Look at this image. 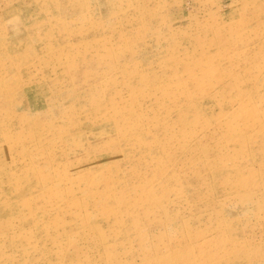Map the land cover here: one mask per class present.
<instances>
[{
  "label": "rangeland",
  "instance_id": "374dc122",
  "mask_svg": "<svg viewBox=\"0 0 264 264\" xmlns=\"http://www.w3.org/2000/svg\"><path fill=\"white\" fill-rule=\"evenodd\" d=\"M0 264H264V0H0Z\"/></svg>",
  "mask_w": 264,
  "mask_h": 264
},
{
  "label": "bare ground",
  "instance_id": "6f19581e",
  "mask_svg": "<svg viewBox=\"0 0 264 264\" xmlns=\"http://www.w3.org/2000/svg\"><path fill=\"white\" fill-rule=\"evenodd\" d=\"M41 35H42V33H41ZM37 38H38V36H37ZM152 86H154L153 84H148V88L149 87H152ZM121 87V86H120ZM122 88V87H121ZM159 88V87H158ZM125 89V88H124ZM127 90V89H126ZM128 91H130V90H127V92ZM143 92H145V91H143L142 90V93L140 94V98H137V97H133L132 99H130V98H128L127 100L128 101H131L130 102V106H132V103H133V101H134V106H138L139 104H140V102H142V100H144V98H146V95H148L147 94V92L144 94ZM130 95V94H129ZM149 96V95H148ZM26 97V96H25ZM173 98V101H175L176 102V100H174V97H172V96H170L169 95V105L170 104H172V105H174L175 104V102H173L172 100H171V98ZM118 91L116 90V89H114V90H112L109 94H108V96H107V102L109 103V104H117V102L119 103V101H118ZM162 98V97H161ZM161 98H158V99H156V101H155V106L157 107V111H159L160 109H162V107H163V110H162V113L164 114V115H162V116H160V114H161V112H159V113H157L156 114V119H154L153 118V115L152 116H148L147 114H146V111H144V110H140V112L138 113V111H136L135 109H134V113L132 112V111H129L128 109H126V107L125 108H122V109H116V108H114V110H113V112L114 113H112L113 114V116H117L118 118H120L121 119V121L123 122V121H129L130 123L131 122H133L132 124L134 125V127L136 128V130L138 131L137 132V134H136V136H139V137H141L140 139H142L141 140V145H142V147H144L146 150H148V149H152L153 147H155V149L158 151V149H159V141H153V139L152 140H150V139H148L147 137L145 138V136H147V135H150V133H151V127H152V129H153V127L154 126H156V123H162L164 126H163V129H165L166 128V132H165V134L168 132V125H167V123H166V121H165V117L167 116H169L168 114H167V110H168V107H169V105H166V104H164L163 103V101H162V99ZM130 99V100H129ZM133 106V107H134ZM123 112L125 113V114H123ZM5 115H7L6 113H4ZM141 121V122H140ZM145 122V123H144ZM160 127L162 128V125H160ZM185 133H187V132H185ZM173 135V131H171V136ZM40 140H41V142L43 141V140H45V138L44 137H42V136H40ZM178 141V140H177ZM176 141V142H177ZM177 144H180L179 142H177ZM153 146V147H152ZM152 147V148H151ZM7 149V148H6ZM8 150V149H7ZM164 151L166 150L165 148L163 149ZM162 150V151H163ZM159 152V151H158ZM35 153V152H34ZM160 153V152H159ZM140 158V157H139ZM64 164H65V162H64ZM162 166H163V162L159 159V160H157V167H158V169L159 168H162ZM37 168V167H36ZM36 170V169H35ZM40 175V174H39ZM42 177H43V175H41ZM152 176H154V174L152 175ZM48 180V179H47ZM70 182H72V180H69ZM103 183H105V186H107L108 184H110L111 183V181H103L102 182V184ZM16 190V189H15ZM15 192H17V191H15ZM38 197V196H37ZM54 198H56V196L54 197ZM139 198H142V197H139ZM150 199V197L149 196H147V195H145V200L142 198V200L144 201V202H147L148 200ZM23 201V200H22ZM25 203H27L26 201H24ZM24 202H21V203H24ZM27 205H28V203H27ZM146 205H149V207L152 209L153 207H155V204L154 203H146ZM65 206L67 207V205L65 204ZM69 206H73V207H75V208H78V207H83L84 205H82V204H80L79 203V201L78 200H74V202H72V204L71 205H69ZM84 208V207H83ZM148 210L146 209V211L145 212H147ZM32 213V212H31ZM55 217V220L56 219H58V217L57 216H54ZM193 240L194 241H196V245H198V244H200V243H202V242H205V241H202L201 240V238L200 239H198V240H196V236L193 234ZM199 240H201V242H199ZM206 241H208V240H206ZM102 247H105V246H102ZM109 252H111V251H109ZM189 262H191V261H189Z\"/></svg>",
  "mask_w": 264,
  "mask_h": 264
}]
</instances>
